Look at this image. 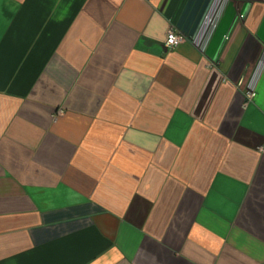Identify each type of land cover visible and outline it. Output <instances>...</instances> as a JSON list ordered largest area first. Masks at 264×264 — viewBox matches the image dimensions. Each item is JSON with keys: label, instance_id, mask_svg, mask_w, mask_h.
<instances>
[{"label": "crops", "instance_id": "1", "mask_svg": "<svg viewBox=\"0 0 264 264\" xmlns=\"http://www.w3.org/2000/svg\"><path fill=\"white\" fill-rule=\"evenodd\" d=\"M262 145L264 0H0V264H264Z\"/></svg>", "mask_w": 264, "mask_h": 264}, {"label": "built area", "instance_id": "2", "mask_svg": "<svg viewBox=\"0 0 264 264\" xmlns=\"http://www.w3.org/2000/svg\"><path fill=\"white\" fill-rule=\"evenodd\" d=\"M185 38L186 37L183 34L177 33L173 31L172 29H170L166 35V39L164 41V47L166 49H171L175 47L176 45H178L179 43L183 42ZM254 96H255L254 91L248 90V89L244 91V97H246L247 100H251ZM58 112H61V110H59ZM259 150L264 151V145L260 146Z\"/></svg>", "mask_w": 264, "mask_h": 264}]
</instances>
